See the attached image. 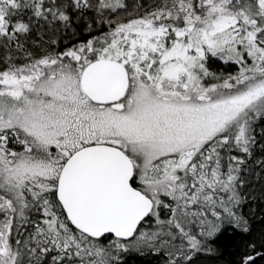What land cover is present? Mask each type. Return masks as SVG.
<instances>
[{"label": "snow or ice", "instance_id": "6c2138e0", "mask_svg": "<svg viewBox=\"0 0 264 264\" xmlns=\"http://www.w3.org/2000/svg\"><path fill=\"white\" fill-rule=\"evenodd\" d=\"M86 11L107 30L61 47ZM0 47V264H197L251 232L264 0H0ZM213 57L238 71L215 77ZM239 264H264V241Z\"/></svg>", "mask_w": 264, "mask_h": 264}, {"label": "trees", "instance_id": "16d2710c", "mask_svg": "<svg viewBox=\"0 0 264 264\" xmlns=\"http://www.w3.org/2000/svg\"><path fill=\"white\" fill-rule=\"evenodd\" d=\"M129 2L131 4L133 0H129ZM143 3L146 6H150L153 0H143ZM95 19V13L92 11H86L80 16L73 14L71 27L58 33V37L63 39L61 47L82 41L89 35L102 34L106 31L107 25L101 26L99 23L94 24L96 31L91 34L85 31L86 25L92 23ZM49 35L47 27L43 26L41 22L34 27L31 36L21 42L28 52L33 55H40L46 48V41ZM7 51L6 48L0 47V60L3 59ZM13 54L18 57V63L24 62L22 53L13 50ZM2 67L3 64L0 63V68ZM207 67L215 74V77L221 80L230 74H236L238 71L237 65L224 63V61L214 57L209 58ZM207 82L216 83L219 81L215 78H209ZM255 129L257 143L253 147L252 156L248 159L243 173L248 181L246 191L251 196L245 205L244 212L249 219L252 230L246 237L229 230L217 241L215 247L218 252L216 254L202 255L198 259L197 264H239L240 257L244 254L249 242H255L257 247H260L262 241H264V167L259 163L264 161V147H262L264 145V135H261L262 130H264V124L258 122L255 125ZM11 147L20 150L19 145L13 144ZM122 264H164V261L156 255L148 254L147 252L143 255L130 252L123 254Z\"/></svg>", "mask_w": 264, "mask_h": 264}, {"label": "rangeland", "instance_id": "374dc122", "mask_svg": "<svg viewBox=\"0 0 264 264\" xmlns=\"http://www.w3.org/2000/svg\"><path fill=\"white\" fill-rule=\"evenodd\" d=\"M106 30H107V27H106ZM15 149V148H14Z\"/></svg>", "mask_w": 264, "mask_h": 264}]
</instances>
